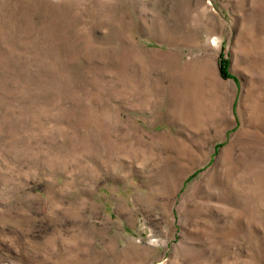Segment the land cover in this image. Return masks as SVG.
<instances>
[{
  "label": "rangeland",
  "instance_id": "1",
  "mask_svg": "<svg viewBox=\"0 0 264 264\" xmlns=\"http://www.w3.org/2000/svg\"><path fill=\"white\" fill-rule=\"evenodd\" d=\"M0 264H264V0H0Z\"/></svg>",
  "mask_w": 264,
  "mask_h": 264
},
{
  "label": "trees",
  "instance_id": "2",
  "mask_svg": "<svg viewBox=\"0 0 264 264\" xmlns=\"http://www.w3.org/2000/svg\"><path fill=\"white\" fill-rule=\"evenodd\" d=\"M228 61L227 60H221L220 64V73L224 78H230L227 71H228Z\"/></svg>",
  "mask_w": 264,
  "mask_h": 264
}]
</instances>
